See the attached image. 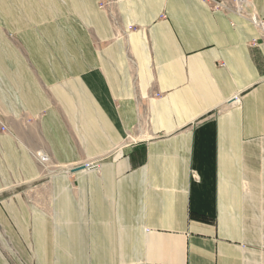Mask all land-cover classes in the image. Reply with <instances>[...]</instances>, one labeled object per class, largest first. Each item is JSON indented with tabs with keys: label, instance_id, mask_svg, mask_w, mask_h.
Instances as JSON below:
<instances>
[{
	"label": "crops",
	"instance_id": "0c3cea01",
	"mask_svg": "<svg viewBox=\"0 0 264 264\" xmlns=\"http://www.w3.org/2000/svg\"><path fill=\"white\" fill-rule=\"evenodd\" d=\"M214 1L0 0V264H264V0Z\"/></svg>",
	"mask_w": 264,
	"mask_h": 264
},
{
	"label": "built area",
	"instance_id": "2783aa9c",
	"mask_svg": "<svg viewBox=\"0 0 264 264\" xmlns=\"http://www.w3.org/2000/svg\"><path fill=\"white\" fill-rule=\"evenodd\" d=\"M213 1V7L216 9L218 7H220L221 3H217L214 0ZM106 3H104V1H101L99 3L100 7H104ZM249 19L250 22L252 23V25L260 31L262 38L264 39V18H261L259 16H257L256 14H250L249 15ZM129 28L131 29L132 26H129ZM156 95H159V93H156ZM125 145V143H123ZM123 146V145H122ZM37 158L39 163L42 166H45L48 162H49V157L46 154L43 153H37ZM85 168H91V167H97L98 166V162H90V163H85ZM66 171H68V169H66Z\"/></svg>",
	"mask_w": 264,
	"mask_h": 264
},
{
	"label": "bare ground",
	"instance_id": "6f19581e",
	"mask_svg": "<svg viewBox=\"0 0 264 264\" xmlns=\"http://www.w3.org/2000/svg\"><path fill=\"white\" fill-rule=\"evenodd\" d=\"M236 2V6L240 9V8H244L246 6V0H235Z\"/></svg>",
	"mask_w": 264,
	"mask_h": 264
},
{
	"label": "water",
	"instance_id": "95a60500",
	"mask_svg": "<svg viewBox=\"0 0 264 264\" xmlns=\"http://www.w3.org/2000/svg\"><path fill=\"white\" fill-rule=\"evenodd\" d=\"M84 167H85L84 164H82V165H78V166H76V167H73V168L71 169V171H76V170H79V169L84 168Z\"/></svg>",
	"mask_w": 264,
	"mask_h": 264
},
{
	"label": "rangeland",
	"instance_id": "374dc122",
	"mask_svg": "<svg viewBox=\"0 0 264 264\" xmlns=\"http://www.w3.org/2000/svg\"><path fill=\"white\" fill-rule=\"evenodd\" d=\"M232 1V2H231ZM231 1H228V2H231V3H233L234 2V0H231Z\"/></svg>",
	"mask_w": 264,
	"mask_h": 264
}]
</instances>
